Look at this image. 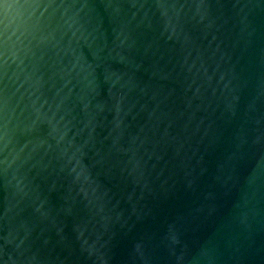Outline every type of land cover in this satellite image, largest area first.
I'll list each match as a JSON object with an SVG mask.
<instances>
[{"label":"water","instance_id":"95a60500","mask_svg":"<svg viewBox=\"0 0 264 264\" xmlns=\"http://www.w3.org/2000/svg\"><path fill=\"white\" fill-rule=\"evenodd\" d=\"M0 264H264V0H0Z\"/></svg>","mask_w":264,"mask_h":264}]
</instances>
